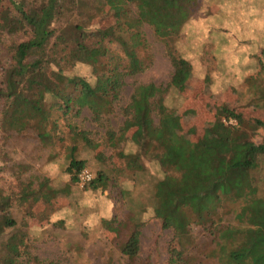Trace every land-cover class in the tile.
Masks as SVG:
<instances>
[{
  "label": "trees",
  "instance_id": "obj_1",
  "mask_svg": "<svg viewBox=\"0 0 264 264\" xmlns=\"http://www.w3.org/2000/svg\"><path fill=\"white\" fill-rule=\"evenodd\" d=\"M194 1L124 0L134 7L135 17L117 19L104 30L95 22L103 12L102 0H43L38 5L27 0H0V33L11 40L4 45L8 64L1 73L0 130L21 134L31 129L45 142L55 128L53 114L78 117L87 111L90 121L104 128L105 146L116 149L129 142L138 147L137 153H118L127 171L143 172V154L152 149L151 162L163 172L152 186V216L162 230L172 234L165 264H189L185 250L191 226L214 237L212 257L217 264H264V137L252 141L256 130L264 127V105L263 110L248 105L262 113V118L250 120L221 108L201 136L189 140L178 132L175 110L164 106V92L151 83L139 84L127 104L119 108L121 125L116 130L108 126L107 117L120 100L123 78L140 74L151 63L147 55L140 56L148 47L140 27L148 26L158 40L166 42L188 21ZM67 16L78 22L53 27L60 18L68 23ZM166 56L172 68L168 85L184 89L192 79L189 62L169 47ZM76 65L89 68L90 79L65 75ZM47 97L54 101L49 104ZM228 120L236 124L223 123ZM66 128L73 141L90 147L87 131L71 124ZM75 149L74 145L68 148L65 168L71 183H78L77 174L87 170L84 160L72 156ZM94 159L101 163L108 160L101 153ZM46 181L20 184L15 198L0 190V264H20L19 259L26 255L27 221L35 213L27 210L17 224L12 209L34 202ZM108 181L105 173L97 172L83 186L88 191L104 190ZM224 202L241 203L234 214L237 228L216 223ZM108 224L118 240L130 221L111 218ZM139 227L131 224L118 245L124 264L132 263L139 254Z\"/></svg>",
  "mask_w": 264,
  "mask_h": 264
},
{
  "label": "rangeland",
  "instance_id": "obj_2",
  "mask_svg": "<svg viewBox=\"0 0 264 264\" xmlns=\"http://www.w3.org/2000/svg\"><path fill=\"white\" fill-rule=\"evenodd\" d=\"M27 1L38 5L43 0ZM102 4L103 12L95 22L104 30L117 19L135 17L134 7L124 4V0H102ZM68 20L65 23L60 18L53 27L78 22L74 17ZM140 31L148 45L145 55L140 56L147 55L151 63L140 74L123 78L119 103L107 117L111 129L121 125L119 108L127 104L132 89L148 83L164 92L163 104L168 110H175L178 132L185 139L201 136L221 108L231 109L246 120L262 118L256 107L248 105L256 104L262 110L264 105V0H195L188 21L178 35L166 42L158 40L146 25ZM10 41L0 33V86L2 70L8 64L4 45ZM166 47L191 66L192 79L182 90L168 85L172 68ZM65 75L90 79L89 68L83 65H76ZM53 101L47 97L49 104ZM152 116L155 122L156 117ZM89 118L85 110L78 117L72 113L66 117L53 114L55 128L50 133L51 139L45 142L39 141L31 129L21 134L0 130V190L15 198L20 184L47 180L34 202L12 209L17 224L27 210L35 213L27 221L26 255L19 259L20 264H124L118 245L125 240L133 223L140 224L139 254L130 264H165L172 234L162 230L152 216V186L163 175L151 162L152 149L143 154V172L127 171L118 153H137L138 147L129 142L119 144L116 149L105 146L104 128ZM67 124L89 133L92 142L89 148L67 135ZM263 137L264 127L256 130L252 141L259 142ZM72 145L76 146L72 156L84 160L93 176L97 172L108 176L106 189L88 191L83 185L69 181L65 168ZM96 153L108 160L97 162ZM240 204L224 202L216 223L237 228L234 214ZM111 218L122 223L130 221L118 240L108 224ZM189 234L185 250L189 264H217L212 257L214 237L198 226H191Z\"/></svg>",
  "mask_w": 264,
  "mask_h": 264
},
{
  "label": "built area",
  "instance_id": "obj_3",
  "mask_svg": "<svg viewBox=\"0 0 264 264\" xmlns=\"http://www.w3.org/2000/svg\"><path fill=\"white\" fill-rule=\"evenodd\" d=\"M223 123L226 124V125H231V126L235 125V121L234 120H228L226 122L223 121ZM90 179H91V174L86 169L81 170L77 174V181H78V184H80V185H83V184L89 182Z\"/></svg>",
  "mask_w": 264,
  "mask_h": 264
}]
</instances>
